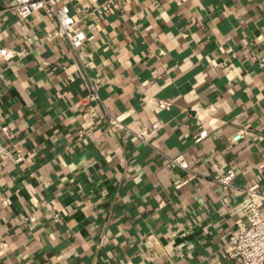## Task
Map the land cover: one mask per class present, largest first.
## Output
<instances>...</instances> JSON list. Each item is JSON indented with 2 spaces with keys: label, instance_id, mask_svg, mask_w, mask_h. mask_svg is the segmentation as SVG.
<instances>
[{
  "label": "crops",
  "instance_id": "0c3cea01",
  "mask_svg": "<svg viewBox=\"0 0 264 264\" xmlns=\"http://www.w3.org/2000/svg\"><path fill=\"white\" fill-rule=\"evenodd\" d=\"M62 1L75 52L0 0V49L27 52L0 57V144L22 155L0 160V264H234L223 247L264 191V0ZM108 116L163 128L143 144Z\"/></svg>",
  "mask_w": 264,
  "mask_h": 264
},
{
  "label": "built area",
  "instance_id": "2783aa9c",
  "mask_svg": "<svg viewBox=\"0 0 264 264\" xmlns=\"http://www.w3.org/2000/svg\"><path fill=\"white\" fill-rule=\"evenodd\" d=\"M13 9L17 14L26 18L34 13H43L47 18L53 19L57 24V29L53 36L67 41L72 51H76L83 43L84 37L80 31H77L74 26L76 24L75 17L70 14L69 7L62 0H13ZM107 8H115L113 0L108 1ZM27 52L22 50L19 53L0 49V57L4 60L12 59L14 56H22ZM100 82L90 80L89 93L86 99L89 101H99L98 90ZM157 106L161 110H169L171 103L158 100ZM95 111L93 107H88L82 114L83 129L90 125L91 119ZM124 118L120 116H108V124L111 129L116 131H127L133 134L141 143L148 144L151 136L158 133L163 128V123L155 120L148 124H138L135 127L129 128L123 124ZM4 136H8V129L1 128ZM248 135L245 129L237 131L231 138V143H237ZM14 155V161L20 163L22 155L13 145L0 144V160L11 154ZM171 161L178 165L183 171L188 170V163L181 156H177ZM192 176L184 181L175 183V187L179 188L183 183L190 180ZM234 178L232 170H227L222 176L217 179V182L224 186H229ZM256 186L247 190L250 196V203L244 209L243 220H238L235 223L233 230L224 245V253L234 262V264H264V191L256 194L254 189Z\"/></svg>",
  "mask_w": 264,
  "mask_h": 264
}]
</instances>
